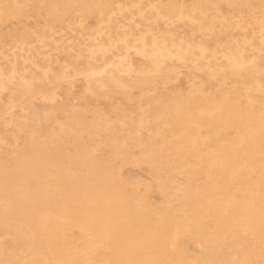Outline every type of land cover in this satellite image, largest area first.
Returning a JSON list of instances; mask_svg holds the SVG:
<instances>
[{"label": "bare ground", "instance_id": "1", "mask_svg": "<svg viewBox=\"0 0 264 264\" xmlns=\"http://www.w3.org/2000/svg\"><path fill=\"white\" fill-rule=\"evenodd\" d=\"M0 264H264V0H0Z\"/></svg>", "mask_w": 264, "mask_h": 264}, {"label": "rangeland", "instance_id": "2", "mask_svg": "<svg viewBox=\"0 0 264 264\" xmlns=\"http://www.w3.org/2000/svg\"><path fill=\"white\" fill-rule=\"evenodd\" d=\"M180 81L182 82V87L184 88V90H186L185 88L187 87L186 86V84L183 82V79L182 78H180ZM204 86L205 87H208V85L207 84H204ZM100 105H106V103L105 102H103V101H100V103H99ZM52 121H53V119H51ZM54 122V121H53ZM19 136L21 137V135L19 134ZM124 170H123V175L124 176H126V177H132V178H140L141 179V177L140 176H138V175H136L134 172H130V171H126V167H124L123 168ZM153 196V195H152ZM153 201H155V202H159L158 201V199L156 198V197H152L151 198ZM189 247V250L192 252L193 250L191 249V247L189 246V245H187V248Z\"/></svg>", "mask_w": 264, "mask_h": 264}]
</instances>
